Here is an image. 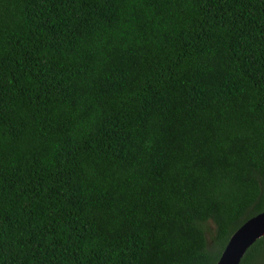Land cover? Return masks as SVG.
I'll use <instances>...</instances> for the list:
<instances>
[{
    "label": "trees",
    "instance_id": "obj_1",
    "mask_svg": "<svg viewBox=\"0 0 264 264\" xmlns=\"http://www.w3.org/2000/svg\"><path fill=\"white\" fill-rule=\"evenodd\" d=\"M262 212L264 0H0V264H217Z\"/></svg>",
    "mask_w": 264,
    "mask_h": 264
},
{
    "label": "water",
    "instance_id": "obj_2",
    "mask_svg": "<svg viewBox=\"0 0 264 264\" xmlns=\"http://www.w3.org/2000/svg\"><path fill=\"white\" fill-rule=\"evenodd\" d=\"M261 237H264V212L236 230L217 264H240L247 250Z\"/></svg>",
    "mask_w": 264,
    "mask_h": 264
}]
</instances>
